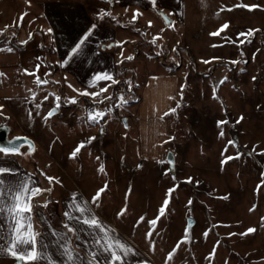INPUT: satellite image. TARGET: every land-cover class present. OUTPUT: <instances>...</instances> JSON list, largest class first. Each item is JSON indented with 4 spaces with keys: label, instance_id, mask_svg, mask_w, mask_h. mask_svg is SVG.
Listing matches in <instances>:
<instances>
[{
    "label": "rangeland",
    "instance_id": "obj_1",
    "mask_svg": "<svg viewBox=\"0 0 264 264\" xmlns=\"http://www.w3.org/2000/svg\"><path fill=\"white\" fill-rule=\"evenodd\" d=\"M83 1L85 30L95 23L89 37L106 36L99 58L117 81L87 90L107 85L95 107L112 111L98 124L87 119L95 98L72 85L50 36L1 34L0 126L9 140L27 134L34 143L18 154L64 176L53 177L55 193L90 202L103 187L91 207L134 249L126 264H264V0ZM28 43L27 69L36 55L43 64L35 82L9 50ZM42 207L60 227L56 203Z\"/></svg>",
    "mask_w": 264,
    "mask_h": 264
},
{
    "label": "snow or ice",
    "instance_id": "obj_2",
    "mask_svg": "<svg viewBox=\"0 0 264 264\" xmlns=\"http://www.w3.org/2000/svg\"><path fill=\"white\" fill-rule=\"evenodd\" d=\"M153 6H155V0H152ZM244 7H256V5H244ZM139 13V9L134 10ZM106 10L102 9L97 15L102 18ZM111 15L110 12L107 13ZM133 20L136 16L133 15ZM151 23V22H149ZM227 22L222 25L223 28H227ZM97 25L93 23L91 27L83 33L79 38V41L70 48L66 57L59 61L61 67L68 64V62L75 56H78L83 51L82 45L86 39L93 32ZM52 31L51 28L48 29ZM254 30L250 29L249 34ZM23 43V41L21 42ZM110 47V45H108ZM10 50V49H9ZM27 71V70H26ZM98 81H110L115 84L117 81L114 79L113 73L108 71H101L94 73L93 77L88 81L89 85H96ZM37 82L40 81L37 78ZM130 85V82H129ZM107 85L97 91L89 92L87 89L83 90V94L95 98L92 101V107L86 108L85 113L87 119L92 124H98L112 109L105 107L104 109L95 107V105L102 103L99 98L100 93L107 90ZM183 87V85L181 86ZM35 96V93H33ZM47 99V97H44ZM71 102H76L75 97L69 98ZM113 99L115 104L123 106L127 103L123 94L119 96V100H115L111 94L104 96V100ZM59 102L60 97H56ZM58 106V105H57ZM3 105H0L2 108ZM39 107V105H38ZM169 112H174L175 109L169 108ZM52 111L47 113V116H51ZM167 113H165L166 115ZM220 123H224L221 121ZM125 126H127L125 124ZM103 131V129H101ZM223 135V132H221ZM94 137H90L88 140L81 141L79 145L70 153L71 156H75L84 144L89 143ZM172 139V137H169ZM31 146V141H28ZM229 144L235 143L229 141ZM19 148L15 144L0 145V153L7 155L9 153H16ZM261 151H264L262 149ZM239 155V153H237ZM104 170L103 164L100 165V171ZM18 170L11 167L0 166V252H6L8 255L15 258V264H36L39 260L43 259L47 264H126V258L128 255L134 253V249H131L125 242H123L117 235H114V230L110 226H106L93 212L91 205L98 203L97 198L104 190L103 187L97 190V192L91 198V201L83 200L78 197L77 193H72L71 198L66 205L64 212V219L61 221L60 228H53L51 223H48L47 232H37L33 227L32 222V196L36 195L40 189L32 185L31 178L24 180L18 178L16 175ZM49 180L52 178L49 177ZM190 179V178H187ZM106 186V185H105ZM171 191V189H169ZM164 205L168 203V200H164ZM191 203V201H189ZM47 204V201H44ZM125 209H122L123 212ZM161 212H163V205L161 206ZM143 220V217L139 218ZM41 222L47 220L46 217L40 215ZM155 223V218L150 221ZM248 232H252V228L247 229ZM87 233L88 236L81 241V234ZM73 237L79 243L73 244ZM87 245L84 248V245ZM55 248L56 254L59 259H56L53 252L50 250ZM79 249H83V254ZM169 256L172 255L170 252Z\"/></svg>",
    "mask_w": 264,
    "mask_h": 264
},
{
    "label": "crops",
    "instance_id": "obj_3",
    "mask_svg": "<svg viewBox=\"0 0 264 264\" xmlns=\"http://www.w3.org/2000/svg\"><path fill=\"white\" fill-rule=\"evenodd\" d=\"M89 19V9L83 0H0V35H15L18 39H27L28 37H39L44 38L50 36L55 46L56 58L62 60L66 57L67 52L79 38L83 35L86 26V21ZM52 31L49 32L48 29ZM89 37L82 46L83 51L80 55L75 56L65 66L66 70L72 76L75 87H79L76 90H82L83 88L88 89L93 85H89L88 81L93 77L94 73L107 71V65L101 62L99 58L100 47L106 40V36ZM33 42L32 40L29 43ZM24 49L10 48V54H14L17 57L18 65L14 66L16 70H24V76L30 78L35 82L37 77L36 70L43 66L39 61L38 56L33 59V67L28 70L25 61L27 54L29 53L28 48L30 44ZM5 48V47H4ZM2 50L3 47H0ZM2 52V51H1ZM107 64V63H105ZM27 70V71H26ZM17 72V71H16ZM21 74V73H19ZM99 82V81H98ZM97 82V83H98ZM75 92V91H74ZM10 102H14L13 99ZM9 128V127H8ZM18 137L23 136L30 138L27 134H19ZM34 163L30 165L23 157L18 153L4 155L0 153V166H6L15 168L18 170L16 174L18 178L27 180L31 178L32 185L40 189V191L32 196V222L33 227L37 232H47L48 223L51 220L43 211L42 205L44 201L47 203L55 202L57 215L60 222L64 219V212L66 205L68 204L71 195L69 193H55L51 191V181L54 178L62 181L64 176L50 170L46 167L51 166L50 163L45 161L38 156L34 157ZM45 175L46 177L44 178ZM52 179L49 180L48 178ZM60 188V187H59ZM80 198V197H79ZM81 199V198H80ZM40 215L47 218L45 222H41ZM53 228H60L52 224ZM88 234H81V241L87 237ZM75 237H73V244L79 243ZM84 248L87 247L85 244ZM56 259L59 256L56 254L55 248L50 249ZM83 254V249H79ZM3 260L9 264H15V258L8 255L6 252H0V261ZM27 264V262H26ZM36 264H47L43 259L36 262Z\"/></svg>",
    "mask_w": 264,
    "mask_h": 264
},
{
    "label": "water",
    "instance_id": "obj_4",
    "mask_svg": "<svg viewBox=\"0 0 264 264\" xmlns=\"http://www.w3.org/2000/svg\"><path fill=\"white\" fill-rule=\"evenodd\" d=\"M162 17H163L164 22L165 23H168V19L165 16H162ZM50 111L53 112L52 115H54L55 112H56L55 109H51ZM51 116H49V117H51ZM122 122H123V126L126 127L125 126L126 120L123 119ZM8 134H9V128L6 125L0 126V145L15 144L19 148V151H20V149H21L22 146H25L26 145V146H28V149L30 151H33V149H34V143H33L32 140H30L27 137H23V136L16 137V138H13V139H10L9 140L8 139ZM28 141H31V146L29 145ZM19 151L16 152V153H19ZM9 154H15V153H9ZM166 160L170 164V167H172L173 166V155L170 152L167 153ZM187 225L188 226H191L192 225V220L191 219H188L187 220Z\"/></svg>",
    "mask_w": 264,
    "mask_h": 264
}]
</instances>
